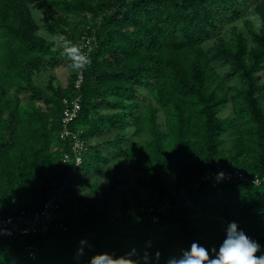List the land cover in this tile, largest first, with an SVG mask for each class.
Instances as JSON below:
<instances>
[{
	"label": "trees",
	"instance_id": "obj_1",
	"mask_svg": "<svg viewBox=\"0 0 264 264\" xmlns=\"http://www.w3.org/2000/svg\"><path fill=\"white\" fill-rule=\"evenodd\" d=\"M248 1L0 0V215L36 209L58 186L66 210L64 228L0 237V264H88L94 255L133 249L140 264L156 251L159 261L151 264H165L193 242L218 250L230 222L261 246L257 256L264 254V27L254 30L246 19L252 43L233 24L229 37L203 46L220 18L236 16ZM252 2L264 19V0ZM32 3L52 10L42 16L47 33L75 45L82 31L94 38L80 107L67 125L85 144L77 164L64 160L70 142L58 135L61 99L76 91L75 72L66 85L52 74L45 87L34 81L62 55L53 38L37 32ZM213 61L226 64L223 74ZM232 76L239 83L228 87ZM143 90L153 103L141 110ZM20 91L28 92L26 104ZM227 101L231 112L220 115ZM142 132L148 135L140 140ZM103 165L106 184L96 177ZM218 168L244 176H207ZM129 172L147 199L126 195ZM84 182L89 196L79 193Z\"/></svg>",
	"mask_w": 264,
	"mask_h": 264
},
{
	"label": "clouds",
	"instance_id": "obj_2",
	"mask_svg": "<svg viewBox=\"0 0 264 264\" xmlns=\"http://www.w3.org/2000/svg\"><path fill=\"white\" fill-rule=\"evenodd\" d=\"M248 19L254 30L258 31L264 27V19L259 13H252ZM52 43L54 45L53 50H61V55L68 59V67L71 71L82 74L90 66V55L66 36H55ZM224 177L223 171L216 174L217 180H222ZM85 244L86 241H80L81 246ZM260 250L261 246L256 241L249 238L243 230H238V225L235 222H230L226 229V237L218 250L216 248L209 250L193 242L189 249H182L178 255L170 256L165 264H264V254L256 255ZM80 255H83V247L77 250V256ZM136 255L134 249L119 257L101 253L92 256L88 264H140V261L135 258ZM159 258V251L153 254L145 252L141 257L144 264H151L153 261L158 262Z\"/></svg>",
	"mask_w": 264,
	"mask_h": 264
},
{
	"label": "built area",
	"instance_id": "obj_3",
	"mask_svg": "<svg viewBox=\"0 0 264 264\" xmlns=\"http://www.w3.org/2000/svg\"><path fill=\"white\" fill-rule=\"evenodd\" d=\"M93 39L92 34L82 33L77 39L76 45L80 46L86 53H88L93 45ZM81 82L82 74L75 73L73 86L76 91L70 96H63L61 99V128L58 135L63 138H68L71 153H65L63 158L66 161H72L73 164H77L80 161L82 150L85 148L84 141L77 136L76 132L70 130L67 126L76 116L80 107V94L78 89ZM221 171L225 174L224 179L242 178L244 176L238 168H218L217 172L210 170L207 172V176L214 174L216 177V174ZM250 180L258 182L259 179L257 176H253ZM62 195L63 192L60 186L51 188L38 208L33 210L15 208L4 215H0V237L20 239L28 234L42 233L51 225L64 228L66 210L59 204ZM166 203L167 201H164L162 206ZM140 208L146 209L147 211L152 210L151 205H140ZM151 218L155 220L157 219V215L153 213ZM24 249L30 256L33 255L31 244H25Z\"/></svg>",
	"mask_w": 264,
	"mask_h": 264
},
{
	"label": "rangeland",
	"instance_id": "obj_4",
	"mask_svg": "<svg viewBox=\"0 0 264 264\" xmlns=\"http://www.w3.org/2000/svg\"><path fill=\"white\" fill-rule=\"evenodd\" d=\"M30 6H31V11H32L33 17L36 20V22L38 23L37 32L39 34L44 35L46 38H49V39L53 38L55 36H58L59 34L47 33V31L43 25V20H42L43 14H49L50 15L52 13V10L47 9L43 5L36 4V3L30 4ZM252 13H255L253 10V2H252V0H249L248 3L243 8H241L239 14H237L236 16H230L227 18L221 17L220 20L218 21L219 25L215 31V35L206 39L203 42V46L205 48L207 46H209L213 42V40L215 39V37L217 35H221V36H224L226 38L229 37V28L233 24H235L242 31H244V33L246 34V36L249 39V43H252L250 41L249 34L247 32V26L245 25V20L248 19V17ZM250 26L253 27V25L251 23H250ZM83 32L84 31H82L81 33H83ZM79 36H78V38H79ZM68 64H69L68 59L64 56H61V62L59 64H57L51 68L47 67V68H42V69L36 71L33 75V79L37 84L45 87L48 75L52 74L54 76V80H53L54 82L59 83L61 85H66L68 83V80H69L70 74H71V70L69 69ZM213 64H214L215 68L219 71V73L223 74L224 70L226 69V64H223L220 61H213ZM261 78L262 79L264 78V72L261 73ZM238 83H239V79L235 76H232L230 78H227L225 84L228 87H231L233 84H238ZM18 95L20 97V103L26 104L28 99H29L28 92L20 91L18 93ZM139 99H140V109L141 110L142 109L144 110L146 105L149 102L153 103V100L151 98V94H150L149 90H143L141 95L139 96ZM35 103H41V101L36 100ZM231 109H232L231 102L227 101L225 103V105L221 108L220 115H226V114L230 113ZM163 118H164L163 111L159 110L158 119L160 121H163ZM130 128L131 127H129V129ZM111 134H112V132H110L104 136L94 137V139L106 137V136L111 135ZM147 135L148 134H146L145 132H142L141 134H139L138 138L140 140H143ZM109 162L111 164H113L115 162V159H110ZM105 167L106 166L103 165V167H102L103 173L101 175L96 176L98 178V180L103 184H106L107 179H108L106 172H105ZM134 177H135V173L129 172V181L123 185L124 192L126 193V195H128L132 198L133 197H144L145 199H147L148 198V191L145 188L138 186L134 180ZM91 179H92V177H90L88 180L91 181ZM79 193H86L88 196L90 195L89 189L87 186V182H84L83 186L79 190Z\"/></svg>",
	"mask_w": 264,
	"mask_h": 264
}]
</instances>
